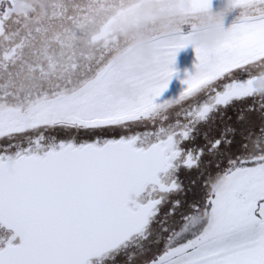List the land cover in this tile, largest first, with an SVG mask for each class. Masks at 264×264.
<instances>
[{
    "label": "snow or ice",
    "instance_id": "obj_1",
    "mask_svg": "<svg viewBox=\"0 0 264 264\" xmlns=\"http://www.w3.org/2000/svg\"><path fill=\"white\" fill-rule=\"evenodd\" d=\"M48 7L0 0V264H264V0H231L210 47V0H179L189 31L153 35L139 74L110 59L131 0Z\"/></svg>",
    "mask_w": 264,
    "mask_h": 264
},
{
    "label": "clouds",
    "instance_id": "obj_2",
    "mask_svg": "<svg viewBox=\"0 0 264 264\" xmlns=\"http://www.w3.org/2000/svg\"><path fill=\"white\" fill-rule=\"evenodd\" d=\"M179 0H166L163 11L154 10L150 2L141 3L135 20L139 27H127L122 32L123 41L127 42V48L116 46L115 52L111 57L113 63L119 64L128 62L133 71L139 74L143 68L150 66L153 59L150 39L153 29L145 28V20L152 17L159 20L157 34L163 38L171 39L176 30L182 26L184 17L178 10ZM225 7L218 10H208L192 19L196 30L193 33L192 41L194 45L210 47L223 35V19L231 5V0H224ZM186 6V5H185ZM258 83L264 84V81ZM130 84L127 81H117L111 86L114 93L127 95L130 92Z\"/></svg>",
    "mask_w": 264,
    "mask_h": 264
},
{
    "label": "rangeland",
    "instance_id": "obj_3",
    "mask_svg": "<svg viewBox=\"0 0 264 264\" xmlns=\"http://www.w3.org/2000/svg\"><path fill=\"white\" fill-rule=\"evenodd\" d=\"M238 16L239 14L224 17L223 26L225 28L230 27ZM189 29L190 26L183 28V31L187 32L189 31ZM113 52H115V50H113ZM195 63L196 55L194 48L191 44H188L184 48L177 50L176 57L172 65L175 71L169 80L168 87L161 93V96L158 97L157 100L160 101L163 99L177 96L184 87L182 80L185 78L186 73H191L192 71H194ZM260 69L261 68L257 69L256 71Z\"/></svg>",
    "mask_w": 264,
    "mask_h": 264
},
{
    "label": "flooded vegetation",
    "instance_id": "obj_4",
    "mask_svg": "<svg viewBox=\"0 0 264 264\" xmlns=\"http://www.w3.org/2000/svg\"><path fill=\"white\" fill-rule=\"evenodd\" d=\"M131 1H132V3H134L135 5H137V7H136V11H135V16H134L132 22L127 27H129V26L139 27V23L135 20V17L137 15L138 10L141 7V3H143V0H131ZM150 3L153 5V9L154 10L163 11L164 6L166 4V1H162V2H150ZM156 5H158V6L156 7ZM220 9H222V8H220ZM213 10L215 11V10H218V9H213ZM237 14H240V9L239 8H229V10L227 12H225L224 17H228V16H232V15H237ZM144 23H145V28L146 29H149V28L150 29H153V35H156L157 34V32H158L157 25L159 24V20H157L156 18L152 17L150 19L145 20ZM188 26H190V25H187V24L182 25V29L185 28V27H188ZM126 29H124L123 31H121L119 33L120 42L113 47V50L116 49V46H121V47H126L127 48L128 44H127V42L123 41L122 35H121V33L124 32V31H126ZM263 76H264V68H261L260 70L257 71V75H256V77L254 79L259 78V77H263ZM261 92H264V91H261Z\"/></svg>",
    "mask_w": 264,
    "mask_h": 264
},
{
    "label": "water",
    "instance_id": "obj_5",
    "mask_svg": "<svg viewBox=\"0 0 264 264\" xmlns=\"http://www.w3.org/2000/svg\"><path fill=\"white\" fill-rule=\"evenodd\" d=\"M166 0H143V2H162ZM211 9H220L225 7L224 0H210ZM259 81H264V76L253 80V86L257 88L258 91H264V84L258 83Z\"/></svg>",
    "mask_w": 264,
    "mask_h": 264
},
{
    "label": "trees",
    "instance_id": "obj_6",
    "mask_svg": "<svg viewBox=\"0 0 264 264\" xmlns=\"http://www.w3.org/2000/svg\"><path fill=\"white\" fill-rule=\"evenodd\" d=\"M52 2V0H32V3L38 8L40 9L41 12H47L50 14L51 9L48 7V5ZM132 2V1H131ZM158 5H156L157 7ZM126 48V47H124ZM114 54V52L112 51V55ZM112 57V56H111ZM110 57V59H111Z\"/></svg>",
    "mask_w": 264,
    "mask_h": 264
}]
</instances>
